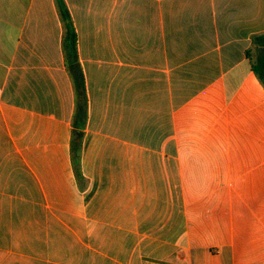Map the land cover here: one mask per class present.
Listing matches in <instances>:
<instances>
[{"label":"crops","instance_id":"1","mask_svg":"<svg viewBox=\"0 0 264 264\" xmlns=\"http://www.w3.org/2000/svg\"><path fill=\"white\" fill-rule=\"evenodd\" d=\"M63 2L85 187L55 0H0V264H264V0Z\"/></svg>","mask_w":264,"mask_h":264},{"label":"trees","instance_id":"2","mask_svg":"<svg viewBox=\"0 0 264 264\" xmlns=\"http://www.w3.org/2000/svg\"><path fill=\"white\" fill-rule=\"evenodd\" d=\"M55 3L62 26L61 48L64 57V65L71 79L74 93L70 157L74 176L77 180L79 188L82 189L85 187V184H83V177L79 168V155L83 137L82 129L84 128L86 120L87 101L85 86L78 64L76 34L70 14L63 0H55ZM252 41L258 50L256 63L252 64V69L264 86V52H260V48L264 47V34L252 37Z\"/></svg>","mask_w":264,"mask_h":264},{"label":"rangeland","instance_id":"3","mask_svg":"<svg viewBox=\"0 0 264 264\" xmlns=\"http://www.w3.org/2000/svg\"><path fill=\"white\" fill-rule=\"evenodd\" d=\"M253 52H254V55H255L256 54V49H254Z\"/></svg>","mask_w":264,"mask_h":264},{"label":"water","instance_id":"4","mask_svg":"<svg viewBox=\"0 0 264 264\" xmlns=\"http://www.w3.org/2000/svg\"><path fill=\"white\" fill-rule=\"evenodd\" d=\"M261 50L264 51V48H262Z\"/></svg>","mask_w":264,"mask_h":264}]
</instances>
